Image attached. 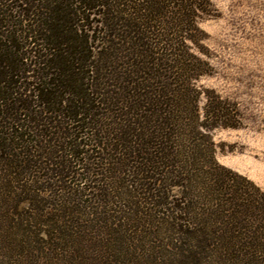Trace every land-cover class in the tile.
I'll use <instances>...</instances> for the list:
<instances>
[{
	"label": "trees",
	"instance_id": "trees-1",
	"mask_svg": "<svg viewBox=\"0 0 264 264\" xmlns=\"http://www.w3.org/2000/svg\"><path fill=\"white\" fill-rule=\"evenodd\" d=\"M213 11L0 0V264H264V191L211 135L242 114L197 85Z\"/></svg>",
	"mask_w": 264,
	"mask_h": 264
},
{
	"label": "rangeland",
	"instance_id": "rangeland-1",
	"mask_svg": "<svg viewBox=\"0 0 264 264\" xmlns=\"http://www.w3.org/2000/svg\"><path fill=\"white\" fill-rule=\"evenodd\" d=\"M210 1L212 15L198 22L207 56L192 47L212 71L197 85L238 104L242 114L239 128L211 132L216 157L264 191V0Z\"/></svg>",
	"mask_w": 264,
	"mask_h": 264
}]
</instances>
